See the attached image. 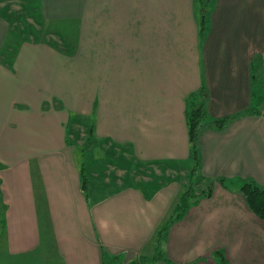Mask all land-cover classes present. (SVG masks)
<instances>
[{
	"label": "crops",
	"instance_id": "1",
	"mask_svg": "<svg viewBox=\"0 0 264 264\" xmlns=\"http://www.w3.org/2000/svg\"><path fill=\"white\" fill-rule=\"evenodd\" d=\"M204 1L36 0V35L14 50L0 3L3 258H155L157 232L187 180L166 179L147 195L117 179V188L91 201L71 137L84 122L134 163L178 171L192 165L188 101L204 88L207 121L231 118L198 137L199 174L216 180L214 190L170 224L164 259L146 264H217V250L230 264H264V220L240 190L248 179L264 186V0H206L203 35Z\"/></svg>",
	"mask_w": 264,
	"mask_h": 264
},
{
	"label": "trees",
	"instance_id": "2",
	"mask_svg": "<svg viewBox=\"0 0 264 264\" xmlns=\"http://www.w3.org/2000/svg\"><path fill=\"white\" fill-rule=\"evenodd\" d=\"M208 2L206 1L203 4L202 9V15H203V27H202V33L204 35L205 26L208 22ZM27 34H21V37H25ZM207 99L208 94L207 91L203 88L199 94H193L188 101L189 109L187 110V120H188V126H189V135H190V141H191V162H192V170H191V181H189L187 184L189 185L182 193L180 197V201L175 207L172 216L169 218V221L166 222L157 232V245H156V257L149 259L147 257H142L139 260H135L132 262L124 263L122 262L118 256H112L109 255L106 252H103V259L102 264H117L118 261L120 264H146L150 263L156 259H164L162 249H161V243L166 238L168 233V228L171 223L174 221H177L181 219L186 211L189 209V207L197 202V199L201 196H211L214 190V186L216 183V180L204 177L199 174L200 164H201V158H200V150L198 147V137L201 133V131L205 128H215V129H222L227 122L229 121V117L227 118H214L210 122L207 121ZM248 113H253L252 110H249ZM88 137L86 139V144L89 145L93 141L98 144V139L95 137L94 134V128L91 126L88 130ZM95 144V145H96ZM86 146V147H87ZM85 146L83 145V148ZM115 147V146H114ZM122 157V156H121ZM122 162L118 163L122 169H127L125 175L122 177V186H129L130 184H135L136 187L141 189L145 194L150 195L153 194L160 186H162V183L166 182H156L154 183V179L146 182L145 184L139 185V183L135 180L136 172L138 171L139 167H142L143 165L134 163V160L131 158H124L122 157ZM132 163V164H131ZM131 167V168H130ZM134 168V169H133ZM83 171V188L87 189V194L91 201H98L99 199L103 198L105 194L102 195L100 192V188L97 185L96 181L92 178V180L88 181V178L86 177ZM198 173V181L200 182H207V186L202 189L196 191L195 185L198 184V181H194L193 175ZM115 177V180L117 181L118 176L116 174H113ZM112 181V180H111ZM219 182H222L224 180H218ZM91 182V183H90ZM194 182V183H193ZM195 184V185H194ZM200 184V183H199ZM197 186V185H196ZM90 187V192H88V189ZM117 188V187H116ZM241 193L245 197L249 207L251 210L261 219L264 220V186L258 184L256 181L252 179L245 180L240 188ZM213 257L215 258L217 264H230L228 259L226 258L225 254L221 250H217L214 252Z\"/></svg>",
	"mask_w": 264,
	"mask_h": 264
},
{
	"label": "rangeland",
	"instance_id": "3",
	"mask_svg": "<svg viewBox=\"0 0 264 264\" xmlns=\"http://www.w3.org/2000/svg\"><path fill=\"white\" fill-rule=\"evenodd\" d=\"M2 2L5 3V5H3L2 7V10L10 18L11 21L12 30L9 38V45L12 47V50H14L16 49L19 41L22 40L21 34H27V37L31 38L34 33L35 37L36 34L35 31L33 32V30L34 27L36 28L34 19L37 21L38 18L37 4L36 0H0V3ZM201 7L203 9V5ZM73 127L74 126L72 122L71 130H73ZM86 127L88 128L89 126L85 125L84 122L75 125V131L73 132L74 136L72 135L71 138L77 145L80 146L82 150V165L88 181L92 180L94 176L93 179L98 184L100 192L103 195L111 192L116 188L115 185L117 184V181L115 180L113 174H116L118 176V183L123 182L122 177L125 175V173L121 171L122 167H120L118 163L122 162V157L130 158V156L126 154V150L124 149V147H114V145L112 144L107 145L100 140H98V144L93 141L88 146L85 145L86 139L88 137L87 133L89 130V128L87 129ZM83 145L85 146L84 148ZM191 170L192 165H188L185 163L182 165V167L179 168L178 171L171 170L166 164L143 165L142 167L138 168L135 180L139 183V185H142L153 179L154 183H158L166 182V179H175L179 177L181 183L186 180L188 183L189 181H191L190 179H192L190 175ZM198 178V173L193 175L194 181H198ZM108 180H112V183L108 184ZM197 183V186L194 184L196 191H200L207 186V182H200L199 180ZM188 186L189 185L187 184L184 188H182V190L186 189ZM88 192H90V187L88 189ZM120 263L121 261H118L117 264ZM0 264L14 263L13 261L6 260V258H3L0 254Z\"/></svg>",
	"mask_w": 264,
	"mask_h": 264
}]
</instances>
